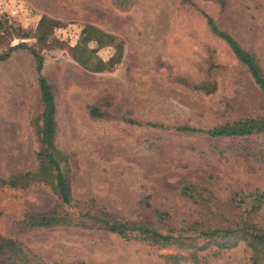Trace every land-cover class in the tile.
<instances>
[{"label": "rangeland", "instance_id": "1", "mask_svg": "<svg viewBox=\"0 0 264 264\" xmlns=\"http://www.w3.org/2000/svg\"><path fill=\"white\" fill-rule=\"evenodd\" d=\"M22 1L30 16L23 25L3 22L0 53L20 43L43 58L40 74L55 102L53 145L63 155L72 201L60 204L49 176L27 186L1 183L39 167L38 73L30 50L17 48L0 61V240H17L40 264H251L243 240L227 248L187 232L159 245L79 214L103 208L112 220L175 235L187 223L215 225L212 214L231 210L237 192H264L263 133L209 136L174 128L264 117V92L205 17L253 53L264 72V0ZM87 26L121 46L117 61H109L117 56L113 44L72 49ZM205 81L215 82L212 92L194 88ZM92 107L104 115L91 114ZM55 206L80 224H28ZM257 213L264 220V202ZM9 256L0 264H14Z\"/></svg>", "mask_w": 264, "mask_h": 264}, {"label": "trees", "instance_id": "2", "mask_svg": "<svg viewBox=\"0 0 264 264\" xmlns=\"http://www.w3.org/2000/svg\"><path fill=\"white\" fill-rule=\"evenodd\" d=\"M118 5H130L132 0H114ZM206 23L209 30L217 37L222 39L229 47L233 55L241 62L247 69L248 74L253 80L254 84L264 92V72L262 67L255 57V55L248 50L244 49L237 40L232 37L227 31L220 29L212 17L205 15ZM42 22L40 23V25ZM3 27V22L0 21V28ZM80 39H78L76 46L72 49L84 50L88 53L87 44L90 41H95L98 46L110 45L116 49L117 56H112L109 61H117L122 53V48L118 44H114V38L108 34L101 32L99 29L87 26L81 31ZM17 48H27L33 55L35 60V69L38 73L37 81L40 92V99L42 103V111L39 116V123L37 125V134L39 138V150L37 157L39 160V167L33 172L14 173L6 180H1V183L10 186H27L31 181L40 176H49L52 180L50 184L56 192L60 204L70 205L72 198L70 194V185L67 177L62 171L61 158L62 154L57 151L53 145L54 136L56 132L55 121V102L52 88L46 78L40 74L43 58L40 53L34 48H29L24 44H15L11 46L8 52L0 53V61L9 57L10 51ZM73 58L81 65L87 67L86 60L73 53ZM104 63L98 59L95 63L94 69L100 71L101 65ZM194 88L204 92H212L215 89L214 81H205L193 85ZM93 115H104L99 113L95 107L90 109ZM150 126L163 127L162 124L146 123ZM178 131L183 132H204L209 136H243L251 135L253 133L264 134V117H246L231 122H225L213 128L204 130L192 126H176ZM62 155V156H61ZM29 181V183H27ZM189 186H186V191ZM264 202V192L258 189L245 192H237L234 194L233 203L235 206L231 210L218 209L215 214L216 224L213 226L202 225L197 221L187 223L179 229H174L177 234L173 235L172 230L168 233H163L159 229L143 225V224H130L118 220H112L110 214L104 211L103 208L99 213L89 214L88 212L80 213L82 218L91 219L96 223L111 232H116L121 236H127L129 233L137 232L143 235L145 239L159 245L170 244L175 241L178 236H184L187 232H196L199 236L208 238L209 240H219L227 248L235 245L236 240L245 241L246 246L250 250L251 264H264V220L259 218L257 213L261 204ZM160 217H169V215L162 211H156ZM81 219V218H80ZM79 225L72 216L58 210L55 206L50 212L43 214H36L31 216L29 220L30 226L46 227L53 224H72ZM82 225H84L82 223ZM193 245V244H191ZM9 254V260H13L14 264H40L39 259L30 253L22 246L17 240L3 239L0 240V257L4 254Z\"/></svg>", "mask_w": 264, "mask_h": 264}, {"label": "built area", "instance_id": "3", "mask_svg": "<svg viewBox=\"0 0 264 264\" xmlns=\"http://www.w3.org/2000/svg\"><path fill=\"white\" fill-rule=\"evenodd\" d=\"M30 10L22 0H0V21L16 22L23 25L24 19L28 20Z\"/></svg>", "mask_w": 264, "mask_h": 264}]
</instances>
